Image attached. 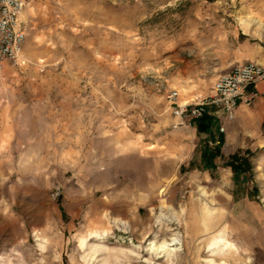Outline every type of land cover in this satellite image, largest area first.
Listing matches in <instances>:
<instances>
[{
    "label": "rangeland",
    "instance_id": "rangeland-1",
    "mask_svg": "<svg viewBox=\"0 0 264 264\" xmlns=\"http://www.w3.org/2000/svg\"><path fill=\"white\" fill-rule=\"evenodd\" d=\"M24 2L25 63L0 60V264H264V91L178 127L166 97L264 51V0Z\"/></svg>",
    "mask_w": 264,
    "mask_h": 264
},
{
    "label": "built area",
    "instance_id": "built-area-1",
    "mask_svg": "<svg viewBox=\"0 0 264 264\" xmlns=\"http://www.w3.org/2000/svg\"><path fill=\"white\" fill-rule=\"evenodd\" d=\"M24 4V0H0V60L7 59L14 66L25 63L26 32L19 22ZM263 80L264 66L249 61L219 74L212 84L211 94L204 99L181 103L178 91L171 90L166 97L176 119L174 127L190 125L200 119L208 106L216 107L227 120L234 119L239 107L255 103L259 96L256 85Z\"/></svg>",
    "mask_w": 264,
    "mask_h": 264
},
{
    "label": "crops",
    "instance_id": "crops-1",
    "mask_svg": "<svg viewBox=\"0 0 264 264\" xmlns=\"http://www.w3.org/2000/svg\"><path fill=\"white\" fill-rule=\"evenodd\" d=\"M240 58H242V56L240 57ZM249 59H252V60H247L246 62H255V63H258V64H261V65H263L264 66V51H262V50H256V52H254V53H252V56H250V58ZM237 60H238V58L236 57V59H234V62H237ZM241 62V60L239 61V63ZM243 63H245V62H243ZM256 88H257V90H258V92H259V96H258V98H257V100L259 99V97H260V92H263L264 91V80L263 81H261V82H259L257 85H256ZM256 100V101H257ZM255 101V102H256ZM255 104V103H254ZM240 108V107H239ZM238 108V109H239ZM237 109V110H238ZM207 112H208V110H207ZM237 112V111H236ZM220 113H221V111H220ZM222 114V113H221ZM217 142H219V141H217Z\"/></svg>",
    "mask_w": 264,
    "mask_h": 264
},
{
    "label": "trees",
    "instance_id": "trees-1",
    "mask_svg": "<svg viewBox=\"0 0 264 264\" xmlns=\"http://www.w3.org/2000/svg\"><path fill=\"white\" fill-rule=\"evenodd\" d=\"M208 127L209 126L207 124H203V122H199L196 124V128L199 132L205 131Z\"/></svg>",
    "mask_w": 264,
    "mask_h": 264
},
{
    "label": "bare ground",
    "instance_id": "bare-ground-1",
    "mask_svg": "<svg viewBox=\"0 0 264 264\" xmlns=\"http://www.w3.org/2000/svg\"><path fill=\"white\" fill-rule=\"evenodd\" d=\"M171 242H172V244L171 245H173V244H176V241H175V239H172L171 240ZM168 244V243H167Z\"/></svg>",
    "mask_w": 264,
    "mask_h": 264
}]
</instances>
